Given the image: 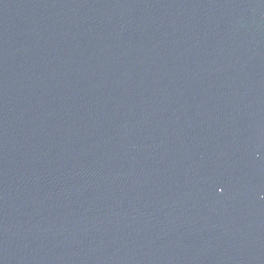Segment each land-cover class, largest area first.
<instances>
[{
    "label": "water",
    "instance_id": "obj_1",
    "mask_svg": "<svg viewBox=\"0 0 264 264\" xmlns=\"http://www.w3.org/2000/svg\"><path fill=\"white\" fill-rule=\"evenodd\" d=\"M0 264H264V0H0Z\"/></svg>",
    "mask_w": 264,
    "mask_h": 264
}]
</instances>
